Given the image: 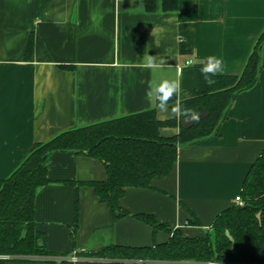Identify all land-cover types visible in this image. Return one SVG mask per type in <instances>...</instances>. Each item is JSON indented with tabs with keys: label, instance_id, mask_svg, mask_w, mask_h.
Listing matches in <instances>:
<instances>
[{
	"label": "crops",
	"instance_id": "obj_1",
	"mask_svg": "<svg viewBox=\"0 0 264 264\" xmlns=\"http://www.w3.org/2000/svg\"><path fill=\"white\" fill-rule=\"evenodd\" d=\"M263 32L264 0H120L119 7L117 0H0V180L36 143L155 108L146 97L148 82L182 81L177 70L187 61L195 68L215 55L225 64L219 75H239ZM148 55L165 63L149 69ZM260 56L258 82L237 96L217 134L180 147L172 173L154 178L152 188H128L120 200L124 217L114 219L90 186L65 183L105 182L103 162L53 153L47 161L52 183L36 194L35 220L46 251L59 257L5 264H70L66 258L74 251L169 240L138 214L153 215L186 237L212 232L216 218L236 205L264 150V44ZM180 129L181 123L160 134L174 137ZM193 216L199 226L190 222Z\"/></svg>",
	"mask_w": 264,
	"mask_h": 264
},
{
	"label": "trees",
	"instance_id": "obj_2",
	"mask_svg": "<svg viewBox=\"0 0 264 264\" xmlns=\"http://www.w3.org/2000/svg\"><path fill=\"white\" fill-rule=\"evenodd\" d=\"M264 32L239 75L209 77V90L204 94L180 93L183 106L198 112L202 107L208 117L189 129H180L174 137L160 134L162 128L179 127L180 119L160 121L156 109L134 113L84 127L64 131L46 142L34 144L26 159L12 175L0 180V264L29 262L35 257H59L45 247V234L35 220V198L38 190L52 183L47 161L56 152L86 154L103 162L105 182L77 183L88 185L119 219L128 213L120 200L128 188L150 189L156 177L169 176L178 161L179 148L213 137L237 96L253 88L261 72L260 50ZM34 51L31 35L26 59ZM181 53L186 54L185 45ZM203 65L196 66L201 68ZM243 205H234L215 220L212 232L202 237H186L181 230H171L155 216L135 217L150 225L154 232L164 231L167 242L146 247L108 246L98 252H80L92 259L79 264H264V150L251 166L241 192ZM190 221L199 226L195 216ZM77 223V221H76ZM77 224L73 229L76 234ZM66 257V256H65Z\"/></svg>",
	"mask_w": 264,
	"mask_h": 264
},
{
	"label": "clouds",
	"instance_id": "obj_3",
	"mask_svg": "<svg viewBox=\"0 0 264 264\" xmlns=\"http://www.w3.org/2000/svg\"><path fill=\"white\" fill-rule=\"evenodd\" d=\"M120 0H117V7H119ZM145 66L149 69L154 67H161L165 63L163 59L157 62L154 56H146ZM191 64V62H189ZM203 66L199 68L200 73L204 76L207 83L211 81L209 77L222 74L225 71V64L222 58L215 55H209L205 61L202 62ZM184 68H178L177 74L184 75ZM182 88V81L179 79L163 78L158 81L150 80L146 91V97L150 103L154 102L155 109L159 114H163L170 119H180L198 122L200 114L195 110L186 109L179 99L175 103H171L174 97H179Z\"/></svg>",
	"mask_w": 264,
	"mask_h": 264
},
{
	"label": "water",
	"instance_id": "obj_4",
	"mask_svg": "<svg viewBox=\"0 0 264 264\" xmlns=\"http://www.w3.org/2000/svg\"><path fill=\"white\" fill-rule=\"evenodd\" d=\"M181 90L186 93L196 92L198 94H204L209 90V83L206 82V79L200 73L199 68L191 67L184 71ZM198 113L200 114L198 122H201L208 117V112L202 107L198 108ZM196 123L197 122L191 121L190 119H182L181 128L183 130H189L193 128Z\"/></svg>",
	"mask_w": 264,
	"mask_h": 264
},
{
	"label": "built area",
	"instance_id": "obj_5",
	"mask_svg": "<svg viewBox=\"0 0 264 264\" xmlns=\"http://www.w3.org/2000/svg\"><path fill=\"white\" fill-rule=\"evenodd\" d=\"M189 62H191V61L186 62L185 66L183 67L184 69L190 68L192 66V62H191V64ZM235 203H236V205H243V198L241 195H239L235 198ZM0 259L8 260V259H10V257L0 256ZM66 261L69 262L70 264H79V263L84 262V261H92V259L83 257L82 255H80V252L74 251L70 256H67ZM206 264H219V263L210 262V263H206Z\"/></svg>",
	"mask_w": 264,
	"mask_h": 264
},
{
	"label": "rangeland",
	"instance_id": "obj_6",
	"mask_svg": "<svg viewBox=\"0 0 264 264\" xmlns=\"http://www.w3.org/2000/svg\"><path fill=\"white\" fill-rule=\"evenodd\" d=\"M84 257V256H83Z\"/></svg>",
	"mask_w": 264,
	"mask_h": 264
}]
</instances>
